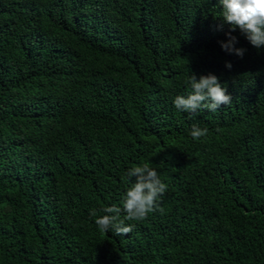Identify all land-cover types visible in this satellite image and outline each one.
I'll return each instance as SVG.
<instances>
[{
  "label": "trees",
  "instance_id": "1",
  "mask_svg": "<svg viewBox=\"0 0 264 264\" xmlns=\"http://www.w3.org/2000/svg\"><path fill=\"white\" fill-rule=\"evenodd\" d=\"M221 13L0 0V264H264V48L237 29L246 51L226 52ZM209 73L231 104L177 111L191 74ZM143 164L167 185L162 211L101 233L90 210L122 207Z\"/></svg>",
  "mask_w": 264,
  "mask_h": 264
},
{
  "label": "clouds",
  "instance_id": "2",
  "mask_svg": "<svg viewBox=\"0 0 264 264\" xmlns=\"http://www.w3.org/2000/svg\"><path fill=\"white\" fill-rule=\"evenodd\" d=\"M222 8V21L231 25L228 42H221L222 48L229 53L243 57L245 49L236 48L238 40L231 33L239 29L249 43L256 49L264 48V0H218ZM228 69L232 68L227 63ZM191 91L188 96L175 97L173 104L177 111L194 116L199 110L215 112L221 106L230 105L232 97L227 93L219 78L209 73L200 76L199 80L195 74H191L186 82ZM208 129L199 124L191 126L190 135L194 139L206 136ZM127 177L130 187L121 199L122 207L106 206L99 210L93 208L89 212L90 218L94 219L95 225L101 233L114 231L116 235H127L132 231L130 226H125V220L142 221L149 213L162 211L159 202L167 191V185L161 181L158 172L148 164L133 166L128 169ZM135 178V182H132ZM124 218L121 219V214Z\"/></svg>",
  "mask_w": 264,
  "mask_h": 264
}]
</instances>
